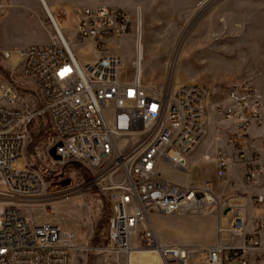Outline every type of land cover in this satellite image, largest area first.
Masks as SVG:
<instances>
[{
    "label": "built area",
    "instance_id": "2783aa9c",
    "mask_svg": "<svg viewBox=\"0 0 264 264\" xmlns=\"http://www.w3.org/2000/svg\"><path fill=\"white\" fill-rule=\"evenodd\" d=\"M67 15V13H64ZM74 30L65 36L62 23L47 14L51 28L47 44L19 50V69L6 68L10 54L0 49V264H71L81 251L77 235L58 222L30 224L23 209L45 205V182L31 167L17 169L23 157L28 130L33 123L47 121L55 138L47 146L48 157L58 167L79 164L91 179L67 194L89 193L98 187L110 203L109 251L132 261L133 253H155L158 264H264V221L248 231L245 206L236 207L228 218L227 242L190 248L162 242L152 215H184L219 205L213 185L180 184L164 173L188 172V156L207 137L205 108L209 88L182 85L178 88L144 84L142 80L140 18L108 6L78 7L73 10ZM136 39L132 73L116 44ZM78 43L92 48L98 58L81 62L72 50ZM35 101H37L35 103ZM215 118L233 123L230 137L245 165V183L259 186L264 161L259 153L248 156L239 137L251 129H264V98L251 86L223 89L212 104ZM56 147L58 160L49 151ZM230 160L218 154V176L224 179ZM63 199V198H62ZM254 206L264 205L258 195ZM219 235L224 230L219 228Z\"/></svg>",
    "mask_w": 264,
    "mask_h": 264
},
{
    "label": "rangeland",
    "instance_id": "374dc122",
    "mask_svg": "<svg viewBox=\"0 0 264 264\" xmlns=\"http://www.w3.org/2000/svg\"><path fill=\"white\" fill-rule=\"evenodd\" d=\"M46 1L62 23L65 36L75 28L73 10L78 7L108 6L140 18L144 84L173 88L198 84L209 88L211 96L205 108L208 125L213 119L212 104L221 98L223 89L249 85L264 98V0ZM45 26L51 28L40 0H0V49L10 54L5 63L7 69H19L23 62L19 53L22 47L49 43L50 31ZM135 44L133 36L116 44L117 52L125 57V67L131 73ZM72 50L81 62L98 58L92 48L78 43L72 45ZM0 76H9L2 66ZM1 82L0 78V98L4 93ZM212 127L220 126L213 121ZM207 136L210 141L215 138L210 137V133ZM54 141L47 121L33 123L28 130L23 157L14 163L20 170L33 168L45 182V205L24 208V216L30 224L55 221L65 230L76 233L81 251L73 255L71 264H126L125 256L109 251L111 208L104 191L95 187L89 193L50 199L56 193H69L75 186L84 185L92 176L79 164L56 166L47 153V146ZM164 173L180 183L191 175L190 170L185 175L170 169H164ZM66 179H71L69 186L57 185ZM4 188L0 175V190ZM214 209L217 205L181 216L152 215L151 220L165 244L213 245L219 230ZM221 228L224 230L221 241L227 242L225 217L221 219ZM151 256L156 254L133 253L132 258L137 257L136 263L142 259L151 263L154 261Z\"/></svg>",
    "mask_w": 264,
    "mask_h": 264
},
{
    "label": "crops",
    "instance_id": "0c3cea01",
    "mask_svg": "<svg viewBox=\"0 0 264 264\" xmlns=\"http://www.w3.org/2000/svg\"><path fill=\"white\" fill-rule=\"evenodd\" d=\"M50 8L53 12V8ZM213 121L220 127L217 129L213 128ZM235 132L236 129L232 122L217 119L213 115L208 134L210 133V137L215 138L210 141L209 136H207L196 151L188 156V171H191V175L186 176L187 178L184 183H179L201 185L206 181H210L213 185L214 195L219 200L217 209L212 211L218 217V227L221 229V219L223 217L228 221V218L232 215L236 207L245 206L249 217L247 228L248 231H253L256 227V221L261 219L264 221V205H253L258 195H264V177L261 179L262 183L259 186H252L245 183L244 172L246 167L243 161L240 162L238 152L233 144L229 143L230 137ZM239 144L245 149L248 156L259 153L261 159L264 161V129H251L247 134L239 137ZM220 152L227 154L230 160L227 176L224 179L218 176L217 161ZM217 235L215 244L221 241V234L219 235L218 232ZM261 241L264 245V233L261 236ZM213 245L184 246L200 248ZM151 257L154 258V261L148 264H156L158 261L156 256ZM132 261L136 262L137 257L132 258Z\"/></svg>",
    "mask_w": 264,
    "mask_h": 264
},
{
    "label": "water",
    "instance_id": "95a60500",
    "mask_svg": "<svg viewBox=\"0 0 264 264\" xmlns=\"http://www.w3.org/2000/svg\"><path fill=\"white\" fill-rule=\"evenodd\" d=\"M55 151H56V147H53V148L49 151V154H50V156H51L53 159L58 160L59 157L56 156ZM70 184H71V179H66V180H64V181H61V182H58V183H57V185H58V186H61V187H67V186H69Z\"/></svg>",
    "mask_w": 264,
    "mask_h": 264
},
{
    "label": "bare ground",
    "instance_id": "6f19581e",
    "mask_svg": "<svg viewBox=\"0 0 264 264\" xmlns=\"http://www.w3.org/2000/svg\"><path fill=\"white\" fill-rule=\"evenodd\" d=\"M40 2L42 3L46 13L48 15H50L55 21H56V18L52 12V9L50 8V6L48 5L47 1L46 0H40ZM132 66H133V63H132Z\"/></svg>",
    "mask_w": 264,
    "mask_h": 264
},
{
    "label": "trees",
    "instance_id": "16d2710c",
    "mask_svg": "<svg viewBox=\"0 0 264 264\" xmlns=\"http://www.w3.org/2000/svg\"><path fill=\"white\" fill-rule=\"evenodd\" d=\"M54 137V136H53ZM110 222V221H109ZM109 235V234H108Z\"/></svg>",
    "mask_w": 264,
    "mask_h": 264
}]
</instances>
